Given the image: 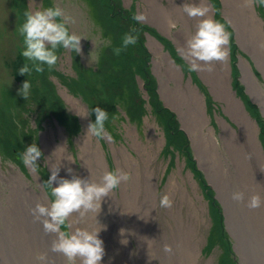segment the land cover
Wrapping results in <instances>:
<instances>
[{
	"label": "rangeland",
	"instance_id": "obj_1",
	"mask_svg": "<svg viewBox=\"0 0 264 264\" xmlns=\"http://www.w3.org/2000/svg\"><path fill=\"white\" fill-rule=\"evenodd\" d=\"M199 2L200 0H0V169L2 171L0 174L8 177L12 176V173L19 174L36 192L43 191L48 201L50 196L47 190L41 187V183L49 178L50 169L54 165L53 160L50 165L53 155L45 147L47 141H43V137L53 131L55 141L59 142L56 133L62 131L66 137L67 153L72 156L78 175L82 169L79 157L81 149L77 139L84 134L86 125L95 121V114L88 115L91 111L84 96L92 101L98 99V107L106 110L110 108L108 107L110 95L105 86L121 84L123 81L119 76L124 74L121 71L113 73L117 66L124 63L121 54L119 56L113 54L112 46H115L113 43L115 41L122 43L123 35L119 34L123 27H128V31L139 29L137 42L143 46L141 55L146 57L147 75L143 79L134 76L139 93L134 94L132 98L124 94L120 100L125 106L134 103L141 105L142 110L139 114L135 112L127 115L117 103L116 108L119 113L114 114L106 122V129L112 135L113 141L98 140L95 137H91V140L93 145L99 144L108 170H113L118 168L112 152L113 147L125 148L131 157L139 160L129 134L132 129L138 140L145 144H148L146 138L148 124H151L156 134L162 138V143L159 145L156 141L150 142L153 146L151 152L154 155L151 163L153 180L147 181V185L156 186L157 205L154 209V224L150 228V236H153L155 253L157 252L156 260L153 259L154 264H161L158 258L161 256L166 238L174 249L179 226L175 221V218L179 221L177 209L184 226H190L188 222L192 223V218L187 214V206L185 204L179 206L180 200L176 196V190H170L174 193L172 199L174 203L171 208L173 216L167 211L168 208L160 207L159 201L166 194L167 182L172 175L180 183L185 181L183 185L191 196L197 212H202L203 222L197 227L198 263L241 264L234 248V239L226 227L222 202L211 186L205 168L200 166L202 158L212 162V153L220 151L225 157L224 169L232 176L235 175L233 154L229 155L223 146L222 137L227 138L225 126L234 134L243 137L244 141L246 136L233 120L231 109L235 105L231 97L240 103L247 117L254 122L257 128L256 138L264 156V113L246 90L240 65L241 62H246L257 83L264 88V74L261 70L264 64V48L260 46L264 44V7L253 6L250 12V7L242 6V0H206V3L212 6L213 11L210 14L214 19L230 22L228 30L232 32L231 54L227 63L217 62L212 72H189L187 61L183 59L179 49L186 47V40L196 32L197 19L189 18L180 6ZM30 5L37 10L59 5L76 21L75 24L70 25V32L74 31L84 37L81 40L80 54L60 49L57 65L51 71L45 66L43 73L45 79L35 72L26 76L19 75V68L16 67L20 62L19 56L22 65L25 63V58L21 55L24 47L23 38L17 28L24 22L23 13L29 10ZM140 12L147 14L146 22L138 23L133 19V15ZM251 13H254L255 18ZM116 17H120L118 19L120 24L125 26L121 25L118 31L116 27L117 32L112 36L108 25H111ZM169 19L176 27L169 25ZM113 29L115 31V27ZM105 31L108 34H105ZM133 34L135 35V32ZM136 49L138 50V47ZM127 56L130 58V54H126V60ZM139 59L140 57L137 56V62ZM130 65L132 71L139 67L134 61ZM78 73L85 74L74 83L73 81L78 79ZM115 74L119 79H114ZM27 79L32 87L28 99L25 100L18 93ZM127 80L129 84L133 82L125 75V81ZM79 81L83 82L84 87L78 85ZM67 96L78 101L84 115L88 116L82 117ZM200 102L203 103L208 123L200 127L197 121V136H192L199 137L200 133L207 136L206 134L212 131L219 145L217 150L211 149L204 141L196 144V150L193 146L190 132L195 129L192 127L193 114L189 112L201 105ZM156 104L164 110L153 113L152 107ZM56 107L62 108L63 113L69 115L72 120L66 123L63 117L65 115L57 112ZM169 114L172 116L171 123L176 128L166 127ZM75 125H78L79 129L74 134ZM32 143H36L43 153V157L37 160L38 168L35 174L19 158V154ZM250 165L252 175L263 181V169L260 168L259 163L252 158ZM67 169L66 166L60 169L59 176L70 179L72 174H68ZM188 176L196 185L195 192L199 199L193 194ZM223 176L224 172L221 171L218 177L225 184ZM229 177L230 175L226 179H230ZM233 178L235 176L232 177V182ZM2 179V181L0 179V203L7 205L10 190L6 178ZM55 186L57 185L54 183L53 187ZM131 190L132 188L129 189L130 192ZM114 192L119 198L120 187ZM233 192L230 189V193ZM136 201L140 203L139 200ZM88 216L89 214L83 218L86 219ZM72 217L78 219L77 214H73ZM96 219L100 224L104 223L106 215L98 216ZM85 223L82 227L99 226L87 219ZM116 229L107 228L106 225V230H102L99 234L100 238L105 241L107 235L114 236ZM134 234L133 232L129 234L130 250L134 256L131 264H140L139 250L132 237ZM105 250L107 258L108 252L107 249Z\"/></svg>",
	"mask_w": 264,
	"mask_h": 264
},
{
	"label": "bare ground",
	"instance_id": "obj_2",
	"mask_svg": "<svg viewBox=\"0 0 264 264\" xmlns=\"http://www.w3.org/2000/svg\"><path fill=\"white\" fill-rule=\"evenodd\" d=\"M251 15L255 18L254 13H251ZM240 65L243 73L242 80L245 83L246 90L252 95L254 101L260 105L264 113V88L257 83L246 62L243 61ZM261 70L264 74V64H262ZM195 94L197 95L196 92ZM67 99L71 100L72 106L84 117L85 113L80 103L69 96H67ZM231 99L235 107L233 109L228 107L232 111L233 120L246 136L244 141L243 137L234 134L233 131L225 126V137L227 138L222 137L223 146H225L229 155L233 154L234 158L232 161L235 166V175L232 176L228 170L224 169L223 159L225 160V157L220 151L212 153V162H207L202 158L200 166L205 168L209 182L222 202L226 227L234 239V248L241 264H264V207L255 210H250L246 207V202L251 195L258 193L264 197V180L260 181L255 178L250 170V162L254 158L259 163L260 168L263 169L264 178V156L256 138L257 128L254 122L247 117L240 103L233 97ZM200 104L195 109L197 112L194 109L189 112L193 114L192 127L195 129L190 132L193 146L196 150V144L204 141L211 149L217 150L219 145L212 131H209L206 134L207 136H203L204 134L200 133L199 137H193L197 136V121H199L200 127H203L204 123H208V119L204 114L203 103L200 102ZM87 126L88 124L85 128ZM174 128L176 127L174 126ZM146 133L148 144L139 141L133 129L129 132L132 146L139 160L131 157L125 148H114L112 146L117 167L131 172L132 180L120 186L119 198L113 192L112 196L105 198L101 204V211L98 216L106 215L104 223L107 228H117L116 234H113L114 236L107 235L105 241L103 240L108 254L107 258L103 257L101 264H131L132 257H134L130 250L131 232L135 233L132 237L135 239L139 250L140 264L143 262L144 264H154L153 259L156 260V245L153 242V236H150V228L153 227V218H155L154 209L157 205L156 186L155 184L147 185V181L152 182L153 180L151 163L154 155L151 152L153 146L150 142L156 141L159 145L162 143V138L156 134L151 124H148V132ZM56 134L60 140L59 142L55 141L53 131L49 132V137L47 135L43 137V141H47L45 147L53 155L50 165L53 160V167L62 169L66 166L73 170L72 176L76 175L82 178L89 177L91 172L93 178L98 179L104 171H108L107 163L99 144L93 145L91 138L85 139L86 129L84 134L77 139L81 149L79 157L82 169L78 175L76 174L73 158L66 150V137L62 131H58ZM57 161L59 162L57 163ZM221 171L224 172L225 184L218 177L221 175ZM0 173H2L1 169ZM228 175H230V179H226ZM231 176H235L233 182ZM239 177L241 180H239ZM2 178H6L10 194L7 196V205L0 203V264H38L36 257L40 253H47L46 264H66V259L62 254L50 251L55 235L46 234L42 224L38 221L34 222L30 213V208L35 207L37 202L43 204L49 202L44 192H36L17 173H12L10 177L0 174L1 181L3 180ZM188 181L194 196L199 199L195 192L196 185L190 176H188ZM183 183L185 184V181ZM183 183H180L172 175L167 182L165 192L170 194V198L173 199L174 193L170 190H176V196L180 200L179 206L181 207L184 204L187 206V214L192 218V223L188 222L190 226H184L180 221L181 214L179 209H177L179 221L178 218H175V221L179 226L174 240V249L172 253H165L162 249L161 256L158 258L161 264H199L197 227L200 222H203V217L201 215L202 212H197L196 206ZM130 188H132L131 192L129 191ZM230 189L244 192L245 201H234ZM136 200H139L140 203ZM167 211L173 216L171 209ZM86 219L91 223H97L95 214L90 213ZM86 219L79 216L78 219L70 217L73 227H82ZM104 223L99 224L106 226ZM120 229L125 230L123 235L120 234ZM122 240H127V244L121 243ZM168 242L169 239L166 238L164 244H169ZM206 264H210V262H206Z\"/></svg>",
	"mask_w": 264,
	"mask_h": 264
},
{
	"label": "clouds",
	"instance_id": "obj_3",
	"mask_svg": "<svg viewBox=\"0 0 264 264\" xmlns=\"http://www.w3.org/2000/svg\"><path fill=\"white\" fill-rule=\"evenodd\" d=\"M256 5L264 7V0H242L243 7ZM180 8L189 18L197 19L196 32L186 40V47L179 49L181 56L187 61L188 71L212 72L217 62L227 63L231 54L232 32L228 30L230 22L214 19L210 14L213 11L212 6L206 3V0H200L198 4L185 3ZM23 15L25 20L17 31L23 38L24 47L21 55L25 58V63L19 68V75H31L32 72L43 74L45 66L51 71L58 63L61 48L75 54L81 53V40L84 37L74 31L70 32V25L76 21L59 5L41 10L30 5L29 10L24 11ZM133 19L138 23L146 22L147 14L144 12L134 14ZM168 23L171 27H176L171 19ZM138 38L139 29H131L122 37L121 45L113 48V54L119 56L130 45H135ZM260 46L264 48V44ZM31 87V82L25 80L18 94L25 100L28 99ZM93 111L95 121L88 124L85 139L95 137L98 140L106 139L112 142L113 137L106 129V122L110 119L109 112L97 106L88 115ZM42 157L43 153L36 143L27 146L25 151L19 154L22 163L34 174L38 168L37 160ZM50 171L49 178L41 183L50 199L47 204L37 202L35 207L30 208L34 222H40L46 234L55 235L50 251L62 254L66 264H101L106 250L99 234L106 230V226L100 225L96 217L105 198L111 197L114 190L122 184L131 182L132 173L115 168L104 171L98 179L93 178L91 172L88 178L73 175L68 179L59 176L60 167H51ZM67 173L72 174L73 170L68 168ZM54 183L57 186L53 187ZM232 199L244 202L245 194L242 191H234ZM173 203L170 194L167 193L159 201L161 208L171 209ZM246 207L250 210L264 207V197L258 193L251 195ZM90 213L95 214L98 227H73L70 220L73 214L83 218ZM124 232V229H120L121 235ZM127 242L121 241L123 244ZM163 251L172 253L173 248L170 244H164ZM36 259L38 264H46L47 253L38 254Z\"/></svg>",
	"mask_w": 264,
	"mask_h": 264
},
{
	"label": "trees",
	"instance_id": "obj_4",
	"mask_svg": "<svg viewBox=\"0 0 264 264\" xmlns=\"http://www.w3.org/2000/svg\"><path fill=\"white\" fill-rule=\"evenodd\" d=\"M119 18L120 17H116L114 20H112V24L111 25H108L110 27V31L112 33V36H113V33L117 32L121 28V25H123V24H120V20H118ZM123 26H125V25H123ZM114 27H115V31L113 29ZM116 27H117V31H116ZM127 32H128V27H123V29L120 31V34L119 35H121V36L123 35L124 36L125 33H127ZM105 34H108V33L105 31ZM113 44H115V46H112V49L114 47H118V46H116V44H120V43H117L115 41V43H113ZM136 47H138V50L136 49ZM132 52H133V54H132ZM142 52H143V46H142V44H138V42H136L135 45H130L127 49H125L124 51L121 52V56H122V58L124 60V63L121 64V65H119V66H117V69L116 70H113V73L114 72H120V71L123 72L124 74H122L121 76H119V78L123 82L121 84H113V85L105 86L106 87V90L108 91V93L110 95V98H109L110 104L108 105V107H110V108L107 110L109 112V114H110V117H112L114 114H118L119 113L118 108H116L117 107L116 106L117 103H119L120 108H123L127 115H128V113L134 114L135 112L139 114L140 113V110H142L141 105L139 106L138 104H135L134 103L133 105L131 104V105H126L125 106V103L122 100H120L121 97L124 94L125 95L127 94L128 96H130L132 98L134 94L137 95L139 93L138 92V89H137V86L135 84L136 81H135V77L134 76L137 75L141 79H143L144 76L147 75V68L145 66L146 57L145 56L143 57L141 55ZM122 54H124V56ZM126 54L127 55L130 54V58H129V56H127V60H126ZM137 56L140 57L139 62H137ZM18 58H19L20 62H19V65H16V67L20 68L21 65H22L21 56H19ZM133 61H134V63H135L136 66L138 64L139 67L137 66L138 67L137 70L139 72L137 70H135V69H134V71H132L130 69V66H131L130 64ZM84 74L85 73H83V74H79L78 73L77 74L78 79L76 81H73V82L76 83L80 78L83 77ZM14 75L17 77V74L16 73ZM125 75H126V77L128 76L133 82H131L129 84L128 83V80L125 81ZM41 76H43V79H45L44 74L43 75L41 74ZM113 77H114V79H119L118 76H116V74ZM124 82H126V84H124ZM78 83H79L78 85L83 86V82L82 81H79ZM124 85H126V86H124ZM149 91H150V89H149ZM90 93L93 94V92H90ZM84 98H85V101L87 102V104H88V106L90 108V111H92V109H94L95 107H97L98 99L92 101V100H89V98L87 96H84ZM152 109H153V113H159V112H161V111L164 110L162 107L159 106V104H156V106L154 105L152 107ZM56 111L59 112L62 115H65L63 117L65 118L64 121H67L66 123H68V122H70L72 120V118L69 115H66L65 113H63L62 108L56 107ZM56 111H55V115H56ZM91 115L94 116V112H92ZM171 118H172V116L169 114L168 115V121H167L166 127L173 129L174 128V125L171 123ZM68 126L70 127V125H68ZM78 129H79V126L78 125L77 126L75 125L73 127L74 134L77 132Z\"/></svg>",
	"mask_w": 264,
	"mask_h": 264
}]
</instances>
